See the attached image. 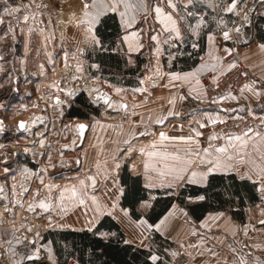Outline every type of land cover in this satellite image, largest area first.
<instances>
[{
	"label": "snow or ice",
	"instance_id": "snow-or-ice-1",
	"mask_svg": "<svg viewBox=\"0 0 264 264\" xmlns=\"http://www.w3.org/2000/svg\"><path fill=\"white\" fill-rule=\"evenodd\" d=\"M68 8L65 19L64 0L19 4L0 0V136L17 145L24 140L14 152L4 151L6 144L0 143V174L5 181L0 183V225H9L0 230V255L9 254L10 264H41L43 252L51 264H60L54 258L53 242L41 243V233L70 228L90 234L91 241L71 251L65 245L63 264H114V252L131 253L132 259L123 264H197L198 258L199 264H264V219L233 220L228 213L241 209L231 205L243 198L231 186L212 194L221 207L228 204V208L197 218L198 222L187 210L210 199L208 189L217 174L234 173L251 189L248 199L253 204L247 211L254 208L264 217V115H256V108L264 112V76L256 78L242 70L238 52L239 46L255 43L264 54V23L257 22L264 21V0H72ZM57 25L75 30L74 50L70 53L61 33L62 72L58 79H49V71L56 76ZM36 35L41 38L39 47L34 43ZM204 39L206 50L201 46ZM201 51L204 55L197 63L193 54ZM33 52L37 57L43 52L44 59L29 72ZM101 54L123 60L128 71H135L145 54L149 63L134 84L124 87L105 78L108 90L103 91L97 87ZM180 57H186V64L193 59L187 70L176 63ZM233 73L236 87L228 80ZM21 76L40 93L30 107L41 114L7 124L11 115L29 108L23 101L33 93L21 95ZM40 78L45 80L43 86ZM156 88L167 89L168 95L152 99ZM82 93H87L88 105L103 108L102 116L111 110L121 120L104 124L88 111L66 119ZM137 97L142 99L137 102ZM157 101V111L148 107ZM226 101L236 107H225ZM192 102L198 106L185 111ZM205 103L206 109L199 107ZM49 112L50 116L44 115ZM246 118L259 123L246 124L239 132L213 130L206 146L202 144L204 129ZM177 120H187V133L183 123H173L179 134L164 130ZM98 127L116 133V146L103 161H91L83 145L86 132ZM69 133L71 140L56 149L54 161L50 137L67 138ZM65 150L76 155L65 159ZM19 151L31 154L39 167L10 160ZM57 167L61 171L50 175L49 169ZM191 185L199 187L185 196V188ZM161 193L170 203L163 215L155 212ZM257 197L259 203H254ZM181 199L185 207L175 202ZM17 209L46 223L17 226ZM72 213H78L80 227L62 222ZM177 216L188 225L190 239L180 238L176 248L161 252L154 236H170ZM222 221L227 227L216 236L213 229L221 228Z\"/></svg>",
	"mask_w": 264,
	"mask_h": 264
},
{
	"label": "rangeland",
	"instance_id": "rangeland-1",
	"mask_svg": "<svg viewBox=\"0 0 264 264\" xmlns=\"http://www.w3.org/2000/svg\"><path fill=\"white\" fill-rule=\"evenodd\" d=\"M64 4H65V10L66 8L68 9V5L67 3L69 2V0H64ZM10 2L14 3V0H10ZM69 10V9H68ZM67 10V11H68ZM65 11V12H67ZM258 23H264V21H257ZM60 27L59 25L56 26V41H55V52L59 53L58 56L55 57L56 59V63H57V67H56V76L53 77L51 74V71H49V79H54V78H59L60 73L62 72V67H61V57L63 55L62 52H60ZM66 35H65V46L71 51L74 50V43L72 40V37L74 35H76L75 31L73 34L70 33V31L68 30V27L66 28ZM68 30V31H67ZM74 29H72L73 32ZM40 42H41V38L36 35L34 36V43L36 44L37 47L40 46ZM229 46H231V44L229 43ZM17 47L20 51H22V44L18 41L17 43ZM52 46H50L51 48ZM238 52H239V59L242 60L245 64L247 63L245 61V57L251 59L252 62H254L257 57L256 54H261L258 49H256V45L255 43L249 45V46H239L238 47ZM264 55V54H263ZM44 59V55L43 52H41L40 56L37 57L35 55V52H33V54L31 55L30 59H29V64H28V71H34L36 70V65L38 62L43 61ZM247 65V64H246ZM5 67H8V65H5ZM248 67V65H247ZM249 69V68H248ZM97 74V73H94ZM97 75H99L101 77V79L97 82V87H99L101 90L103 91H107L108 90V85L104 83V79L105 78H109L108 76L110 75H106L105 73H103L102 71L100 73H98ZM29 80L35 81L36 78L35 77H28ZM110 81V80H109ZM40 83L43 86V84L45 83L44 78H40ZM110 83L114 84V82L110 81ZM20 88H21V95H23V93L25 91H30L32 92V96L30 98L25 97L24 98V103L29 105L28 111L26 112H22L19 115H11V118L6 120L5 122L7 124H15L19 119H28L33 113L39 115L40 110L39 109H33L30 107L31 103L33 101L36 100L37 96L40 95V93H37L34 91V85L33 84H28V83H24L23 82V76H21V82H20ZM85 94V96H87V93H83ZM16 102V101H14ZM133 101L129 100V103H132ZM43 102L40 103V107L43 108ZM96 107H98L99 109V116H96L98 119H100L102 121V123L104 124H108V123H113V122H118L121 120V117L119 115H116V113L111 112V110H109V113L107 116H102L101 113L103 112V108H101L98 105H95ZM44 115H51V113H44ZM93 115V114H92ZM67 119V118H66ZM39 127V126H37ZM125 128H127V125H125ZM170 133V131H169ZM19 135V134H17ZM72 138V134L69 133L67 134V138H64L62 135L60 134H56L50 137L51 143L53 145V160L55 161L58 157H57V152L56 149L59 148L62 144L64 143H68ZM116 139V133L112 130V129H101V128H97L95 133L93 134V138L90 142L87 143L86 146H83L84 148L87 149L88 155H89V159L91 161H94L95 159L99 158L101 161H103L106 157V155L115 148V144L113 143V141ZM142 142H147V141H142ZM201 142L204 146H206V139H204L203 137L201 138ZM0 143H5L6 144V148L4 149V151H8V152H14L17 151L18 149H20V147L24 144V140L21 138L20 140V144L17 145L15 143H10L9 140L5 139L4 137L0 136ZM91 145H96V147H91ZM97 154H99V156L97 157ZM76 153L70 150H65V159H69L73 156H75ZM25 159L30 160V162H33V164H35L36 167H39V165L36 163L35 160H33L31 154L28 153H24L23 151H19V154L17 157H10V160H19V162L21 163L22 161H24ZM40 158L37 157V160H39ZM23 163H27V162H23ZM22 163V164H23ZM27 165L29 167H33L32 165H30V163H27ZM15 166V165H13ZM60 168L57 167L56 169H49V174H54L57 172H60ZM17 181H19L21 178L19 176H17ZM4 178L3 175L0 174V183H4ZM9 183H11V180L8 181ZM57 183H63V180L57 179L56 181ZM36 184H33V187H35ZM77 215L78 213H72L70 214V219L67 218L66 223L68 224H72L74 227H80L79 222L77 221ZM27 216V220L24 219V217ZM74 216V217H73ZM6 219L8 220H12L13 217L12 216H7ZM253 219V218H252ZM15 223L17 226H19L21 223H27V222H31L34 224H44L46 223V220H40L37 219L36 217H34L31 213H25L22 209H17L16 211V216L14 218ZM254 220V219H253ZM63 222V221H62ZM9 227V225L4 224V225H0V230ZM45 231H42V233H44ZM41 233V235H42ZM31 235V234H29ZM42 243V242H41ZM18 251H24L23 248H19ZM43 254V252H42ZM43 261H41V264H47L46 261L44 260V258H42ZM0 264H10V255L5 253L4 255H0Z\"/></svg>",
	"mask_w": 264,
	"mask_h": 264
},
{
	"label": "crops",
	"instance_id": "crops-1",
	"mask_svg": "<svg viewBox=\"0 0 264 264\" xmlns=\"http://www.w3.org/2000/svg\"><path fill=\"white\" fill-rule=\"evenodd\" d=\"M21 2L26 3L27 0H14V3L15 4H19ZM10 3H12V2H10ZM71 3H72V0H69V2L67 3V5H70ZM68 9L66 8L65 11H67ZM68 30L70 31L71 34H73L74 31H75V30H73V32H72V28L70 26L68 27ZM201 46L205 50L207 49L206 39H204V40L201 41ZM184 48L187 49V51H192V49L190 47V44H185L184 45ZM199 55H204V52L201 51L196 57L198 58ZM193 57H195L194 54H193ZM256 57H257V59L254 62H252L251 59H249V58L245 59V61L247 62L246 64L248 65V68H249V71H250L251 76L256 77V78H259L261 76H264V55L263 54L262 55L261 54H258V55L256 54ZM183 58H186V57H180L177 60L176 63L178 65H180L181 67H184V70H187V65L184 66L183 63H182V61H181V59H183ZM140 59H143L144 60V62L142 63V66H141V70H140V73H141V72L144 71V65L148 64L149 63V60H148L147 54H145L144 56H141ZM189 60L190 61H189L188 65H191L192 64L191 63L192 62L191 61L192 59H189ZM162 62H166V57L162 60ZM198 62H199V58L197 60V63ZM124 69H126L125 68V65H124ZM114 84H116V83H114ZM119 85L120 86H124L122 84H119ZM124 87H128V86H124ZM82 94H80V95H82ZM167 95H168V90L167 89L156 88L155 90H153L152 99L155 100V98L157 96H167ZM86 98H87V96H86ZM141 99H142V97H137V102H139V100H141ZM240 103L243 104L245 102L243 100H241ZM159 104H160V101H157L155 104H149L148 107L151 108V109H153L154 111H157L159 109ZM197 106L198 105L196 104V102H192L191 104L186 105L184 110L185 111H188L189 108H191V107H197ZM224 106L225 107H236V104L234 102H227L226 101V102H224ZM94 107L97 108V109H99L95 105H94ZM199 107H202V108H205L206 109L208 107V105H207V103H205L204 105H200ZM256 109H259V108H256ZM91 114H93V113H91ZM99 114H100V112L98 110V115H95V114H93V115L99 116ZM66 118L68 119V118H75V117H66ZM80 119H84V118H80ZM173 123H175V124L183 123L184 124V133H187L188 132L187 120H177V121H173L172 123H168L167 124V128L164 129V130H166L168 132L170 131V134H179V129L178 128L175 129V130L173 129ZM94 133L95 132H92V131H88L87 132V134H86L87 139H86L85 144L83 146H86L87 143L92 140ZM219 143H223V141L221 140ZM122 175H123V173H122ZM217 175L218 176H223L224 178H229V177H234L235 178V174L234 173H229L228 175H222V174H217ZM235 180L237 182H243V181H240L238 179H235ZM227 181H229V179ZM188 187H199V186H197V185H191V186H187L186 188H188ZM159 198H167V197L164 196L161 193L158 196V199ZM175 202L178 203L181 207H185L186 206L185 203L182 201V199L181 200H176ZM254 203H259L258 197L254 200ZM252 204H253V201H250L248 198L245 197V201H244L243 204H240L238 202L236 204H232L231 205V207L233 209L239 208V209H241V211H239L237 213V215L234 214L236 212H229L228 215L231 216L233 220H235L237 222H239V221L242 220L244 223H247L248 222L250 216H251V218L254 219V220L252 219V223H256V221L259 220V219H264V217H261L259 215L258 210L254 209V208H253L252 212H248L247 211L248 208L252 207ZM168 207H170V205ZM168 207L162 212L161 215H163L164 212L167 211ZM228 207H229V205L226 204L224 207H221V208L207 210V211H205L203 213V215L200 218L199 217H196L194 215V213L192 211V208L188 207L187 210L189 211V215L192 216V218L194 220H197V218L203 219V217L206 216V215H208V213H210V212H214V211H217V210H223V209L228 208ZM67 218L70 219V214H69V216H67ZM67 218H65L64 221H66ZM197 222H198V220H197ZM224 227H227V225L222 221L221 222V228H218V229L217 228H214L213 229L214 234L216 236H221L222 233H223ZM257 227H259V225H257ZM68 230H72V229H70V228L55 229L54 228V229L46 230L44 233H42V236H43L44 239L41 242L42 243H47L48 241H52L53 242V240L50 238V232H54V231H68ZM187 231H188V225L184 223V220L181 217L177 216L173 220V231L171 232V235L168 236L167 238H165V237L160 236L159 234H156L154 236V244H155V246H157V247L160 248L161 252L163 251L164 248H176L177 247V244L175 242L176 240H179L180 238L190 239L186 235L187 234ZM252 235H253V237H255L257 234L256 233H252ZM230 239H231V237H229V240ZM52 248H53L54 258L57 261H59L60 264H63L62 263L63 262L62 260L64 258H61L60 259V257L58 256V253H57L56 247L54 245V242L52 243ZM42 258H44V260L46 261L47 264H51V261H49L47 259V254L46 253H43L42 254L41 261H43ZM197 264H199V258L197 259Z\"/></svg>",
	"mask_w": 264,
	"mask_h": 264
},
{
	"label": "trees",
	"instance_id": "trees-1",
	"mask_svg": "<svg viewBox=\"0 0 264 264\" xmlns=\"http://www.w3.org/2000/svg\"><path fill=\"white\" fill-rule=\"evenodd\" d=\"M200 53V52H199ZM195 61L197 62L198 58L196 57L197 54L194 53ZM101 59L103 60V68L102 72L105 73L109 78L108 80L122 84L124 86H130V84L135 83V77L140 73L142 63L144 62L143 59L139 60V67L135 69V71H128L127 69H124V61L119 60L115 58H109L107 54H101ZM193 59L191 60L193 63ZM183 65H188L189 59H187L186 64V58L181 59ZM88 111L89 113H93L95 115H98V109L94 106L88 105V100L84 94L80 95V99L75 102L73 107L70 110L71 117H77L80 112ZM84 118V117H80ZM23 162L30 163V165L35 166L33 162H30V160L25 159ZM229 179V181H227ZM227 186H231L232 192H238L239 195L243 198L242 201H240V204H243L245 201V197L248 198V196L251 194V189L248 188L244 182H237L234 177L224 178L223 176L216 175V178L212 181V186L208 189L210 194V199L206 202H200L195 206H192V211L196 217H201L203 213L207 210L221 208L219 205L218 199L212 195L215 192L223 191V189ZM198 187H188L184 190V195L191 194L196 191ZM256 199V198H255ZM158 203L155 206V212L159 215L162 214V212L170 205L168 197L167 198H159ZM183 201V200H182ZM251 201V200H250ZM226 204H223L222 207H224ZM237 215V213H234ZM50 238L53 240L54 245L56 247L58 256L61 258H64V255L66 254L65 245H67V251H71L74 247L76 248H85L91 241L90 234L87 233H80V232H74L73 230L68 231H54L50 232ZM132 259L131 253L125 255L122 252H114L113 253V260L114 264H123L124 261L128 260L130 261ZM63 261V260H62ZM63 263V262H62Z\"/></svg>",
	"mask_w": 264,
	"mask_h": 264
},
{
	"label": "built area",
	"instance_id": "built-area-1",
	"mask_svg": "<svg viewBox=\"0 0 264 264\" xmlns=\"http://www.w3.org/2000/svg\"><path fill=\"white\" fill-rule=\"evenodd\" d=\"M240 67L242 70L247 69V71L250 73L247 65L242 60H240ZM236 76H237V74L233 73V75H230L228 77V80L233 83V87H236ZM239 80L242 82L243 77H239ZM211 94L212 93H210V95ZM240 114L244 115V113H240ZM256 115L257 116L264 115V112H262L260 109H256ZM255 123H259V121L258 120L253 121V120H251V118H246V120L243 122H241L240 120H237V119H229L225 125H218L215 128L209 127L208 129H204L203 131L205 132V137H203V138L206 139L207 135L210 134L213 130L218 131V132L219 131L227 132L229 130L233 131V132H239L240 130H242L246 126V124H255ZM236 125H239V127H236Z\"/></svg>",
	"mask_w": 264,
	"mask_h": 264
},
{
	"label": "bare ground",
	"instance_id": "bare-ground-1",
	"mask_svg": "<svg viewBox=\"0 0 264 264\" xmlns=\"http://www.w3.org/2000/svg\"><path fill=\"white\" fill-rule=\"evenodd\" d=\"M252 3H258V0H251ZM69 14V10L67 12H65V19H67V16ZM60 27V34L63 33L64 36L66 35V29H65V26L64 25H59ZM74 217V216H73Z\"/></svg>",
	"mask_w": 264,
	"mask_h": 264
},
{
	"label": "water",
	"instance_id": "water-1",
	"mask_svg": "<svg viewBox=\"0 0 264 264\" xmlns=\"http://www.w3.org/2000/svg\"><path fill=\"white\" fill-rule=\"evenodd\" d=\"M88 132V131H87ZM87 132H86V134H87Z\"/></svg>",
	"mask_w": 264,
	"mask_h": 264
}]
</instances>
